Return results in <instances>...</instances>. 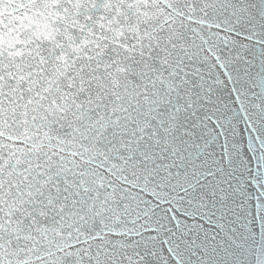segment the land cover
<instances>
[{"label": "snow or ice", "instance_id": "1", "mask_svg": "<svg viewBox=\"0 0 264 264\" xmlns=\"http://www.w3.org/2000/svg\"><path fill=\"white\" fill-rule=\"evenodd\" d=\"M0 264H264V0H0Z\"/></svg>", "mask_w": 264, "mask_h": 264}]
</instances>
